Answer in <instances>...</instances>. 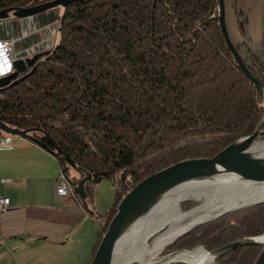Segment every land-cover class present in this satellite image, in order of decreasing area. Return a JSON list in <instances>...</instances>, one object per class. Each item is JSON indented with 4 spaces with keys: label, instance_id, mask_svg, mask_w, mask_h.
<instances>
[{
    "label": "trees",
    "instance_id": "trees-1",
    "mask_svg": "<svg viewBox=\"0 0 264 264\" xmlns=\"http://www.w3.org/2000/svg\"><path fill=\"white\" fill-rule=\"evenodd\" d=\"M40 2L0 0V9ZM61 6L49 51L27 76L0 88V123L30 132L61 165L68 163L66 154L71 167L111 173L106 211L95 212V182L84 183L88 210L105 216L93 255L133 184L175 160L210 156L251 133L264 112V95L257 100L217 18L201 24L218 13V0H71ZM244 59L264 92V79ZM263 231L261 201L200 223L167 248H214ZM259 249L237 246L217 259L251 264Z\"/></svg>",
    "mask_w": 264,
    "mask_h": 264
},
{
    "label": "crops",
    "instance_id": "crops-1",
    "mask_svg": "<svg viewBox=\"0 0 264 264\" xmlns=\"http://www.w3.org/2000/svg\"><path fill=\"white\" fill-rule=\"evenodd\" d=\"M236 4L241 14L231 9L229 29L234 43L241 44L244 55L252 48L264 58V0H236ZM55 13L47 9L1 19L0 37L17 38L16 49H22L35 32L43 34ZM31 33L34 36L29 37ZM36 39L45 49L44 39ZM12 142L13 147L0 148V177L5 178L0 194L9 197V205L0 211V264H87L102 225L98 217L104 216L93 215L72 194L57 193L61 164L54 153L15 134ZM100 199L95 185V212L108 209L100 206Z\"/></svg>",
    "mask_w": 264,
    "mask_h": 264
},
{
    "label": "water",
    "instance_id": "water-1",
    "mask_svg": "<svg viewBox=\"0 0 264 264\" xmlns=\"http://www.w3.org/2000/svg\"><path fill=\"white\" fill-rule=\"evenodd\" d=\"M69 1L71 0H48L29 6L4 7L0 9V20L8 18L10 15L15 17L31 16L58 5H65ZM214 17L218 20L221 34L227 47L231 51L243 74L254 84L256 98L258 101H261L264 95L263 83L257 75L250 70L241 52L237 49L238 45L231 40L226 29L224 0H218V13L208 17L201 24ZM48 51L49 49L45 48L37 50L24 58L16 59L14 62V71L0 77V88L12 86L27 76L35 68L36 60ZM251 51L264 63V58H262L257 51L252 48ZM25 70L27 71L24 72ZM0 129L20 134L26 139L37 142L36 138L27 130H19L2 123H0ZM53 145L59 152L64 154L55 142H53ZM263 147L264 112L261 114L251 133L229 142L214 154L210 156H189L180 158L143 176L119 199L116 210L109 219L106 229L102 232L97 248L88 264H112L116 248L136 220L147 212L146 203L148 199L156 194L166 192L176 187L196 185L205 182H221L228 184L264 183V151L261 150ZM64 156L65 161L74 166L73 160L66 154H64ZM76 169L81 170L82 175L74 182L73 191L78 195L83 205L89 209L86 200L87 191L84 187L85 181L91 178L97 183L102 177H112V175L108 171H95L90 173L81 168ZM261 201H264V199L255 200L243 207ZM230 210L231 209H227L213 217L194 222L186 230L176 235L171 241L175 240L192 227L216 218ZM196 245L198 244L194 246ZM242 245H260L259 252L251 264H264V231L252 235H243L210 249L202 246L207 251L208 256L216 261L221 254ZM183 249L190 248L169 249L162 254V260H166L171 255Z\"/></svg>",
    "mask_w": 264,
    "mask_h": 264
},
{
    "label": "bare ground",
    "instance_id": "bare-ground-1",
    "mask_svg": "<svg viewBox=\"0 0 264 264\" xmlns=\"http://www.w3.org/2000/svg\"><path fill=\"white\" fill-rule=\"evenodd\" d=\"M261 150L264 151V147ZM202 190L206 191L205 197L183 211L180 203L200 198ZM258 199H264V183L205 182L156 194L148 199L147 212L136 220L116 248L112 264H219L204 248L183 249L166 260H162V250L194 222L227 209L242 208Z\"/></svg>",
    "mask_w": 264,
    "mask_h": 264
},
{
    "label": "built area",
    "instance_id": "built-area-1",
    "mask_svg": "<svg viewBox=\"0 0 264 264\" xmlns=\"http://www.w3.org/2000/svg\"><path fill=\"white\" fill-rule=\"evenodd\" d=\"M52 24L55 25L57 29V23L58 20H53L51 22ZM17 38H13L11 36H4L0 37V77L5 76L12 71H14V62L18 57H26L27 55H31L33 52L37 50H41V44L39 41L34 42L33 44H29L25 46L22 49H16V41ZM2 131V129H0ZM18 135L19 137H23L20 134L16 133H11L5 131L4 134L0 135V148H8V147H13L14 144L12 142V136L13 135ZM70 170H71V165L70 164H65L61 165L60 169L58 170L56 174V191L58 194L61 195H66V194H72L76 196V194L73 191V185L74 182L70 180ZM5 181L4 177H0V182ZM9 205V197L6 195H1L0 194V211L5 209ZM101 224L105 222V216L100 219Z\"/></svg>",
    "mask_w": 264,
    "mask_h": 264
},
{
    "label": "rangeland",
    "instance_id": "rangeland-1",
    "mask_svg": "<svg viewBox=\"0 0 264 264\" xmlns=\"http://www.w3.org/2000/svg\"><path fill=\"white\" fill-rule=\"evenodd\" d=\"M42 1H48V0H42ZM54 9L56 10V13L57 14H61V12H62V6L61 5L55 6ZM231 9H233L234 13H236L238 15L241 14V11L238 9L237 4L234 2V0H224V11H225V24H226V29L228 31L229 37L233 41L232 36H231V33L229 31V29H230V14H231ZM11 16L12 15H10L9 17H11ZM43 31H44L43 34H41V32H38V31L35 32L37 34L36 37L37 38H40V40H43L44 39L43 40V45L45 46V48H50L53 45V42L57 40L56 27H55L54 24L51 23L50 26H48L46 28V30L44 29ZM33 34L34 33H31L29 35V37L34 36ZM40 34L42 36H44V37H42V36L39 37ZM36 37L34 36L33 37V40H30V44H33L34 42H36V40H38V39H36ZM17 43H18V40L16 41V47H17ZM27 45H29V44H27ZM20 58H23V57H18L17 59H20ZM78 173H79L78 170L75 167H72L71 172H70V180L72 182L73 181H77V179H78ZM95 185L97 187L98 195L101 196V199H100V204L101 205L100 206H106L105 208L109 207L110 201H111L112 196H113V189H114L113 182H112L111 178H109V177H102L99 182L95 183ZM205 194H206V191L202 190L200 192V195H201L200 198L193 197V199L191 198V199H187V200L182 201L180 203L181 209L183 211H186L187 209H190L191 207L195 206L196 204H198V202L200 201V199H203L205 197ZM169 243H167L165 245L164 249L162 250V253H164L165 251H168L170 249V248H167V245ZM200 244L201 243H199L198 245H196L194 247H196L197 249H199V248L203 249L204 248L203 247L204 245L203 244L200 245ZM194 247H192V248H194ZM192 248H190V249H192ZM208 249H210V248H208ZM216 261L219 264H223L218 259ZM178 264H184V263L180 262Z\"/></svg>",
    "mask_w": 264,
    "mask_h": 264
},
{
    "label": "flooded vegetation",
    "instance_id": "flooded-vegetation-1",
    "mask_svg": "<svg viewBox=\"0 0 264 264\" xmlns=\"http://www.w3.org/2000/svg\"><path fill=\"white\" fill-rule=\"evenodd\" d=\"M240 50H241L240 52L242 56L245 57L247 62L253 66V68L255 69V71H257L259 76L262 79H264V63L261 60H259L256 55L252 53L251 49L247 48V52L249 54L248 56L243 54L242 49H241V44H240Z\"/></svg>",
    "mask_w": 264,
    "mask_h": 264
},
{
    "label": "snow or ice",
    "instance_id": "snow-or-ice-1",
    "mask_svg": "<svg viewBox=\"0 0 264 264\" xmlns=\"http://www.w3.org/2000/svg\"><path fill=\"white\" fill-rule=\"evenodd\" d=\"M0 55H2V53H0Z\"/></svg>",
    "mask_w": 264,
    "mask_h": 264
}]
</instances>
